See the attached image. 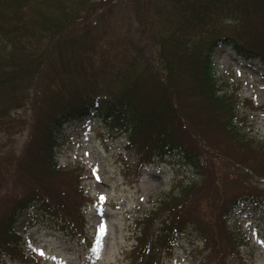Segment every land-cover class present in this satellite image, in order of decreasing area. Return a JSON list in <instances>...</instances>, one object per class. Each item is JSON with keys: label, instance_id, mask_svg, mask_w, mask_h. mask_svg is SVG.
Returning <instances> with one entry per match:
<instances>
[{"label": "rangeland", "instance_id": "1", "mask_svg": "<svg viewBox=\"0 0 264 264\" xmlns=\"http://www.w3.org/2000/svg\"><path fill=\"white\" fill-rule=\"evenodd\" d=\"M251 1L253 3L255 0ZM133 4V0L105 3L91 17H86L83 23L96 21L84 27L72 26L62 37L58 26H54L47 37L24 34L21 43L24 47L20 46L19 51L13 54L0 49L5 56L0 55V61L12 68L22 67L34 61L47 43L48 58L45 59L44 74L56 86L66 90H91L97 84H109L116 92H122L124 85L128 84L136 87L143 99L154 101L160 91V82L153 70L158 71L159 68L154 59L147 56L149 52L138 50L140 44L144 43L137 33L138 22H135L131 10ZM108 6L110 8L105 11ZM252 6L253 19L262 26L264 33V0ZM165 9V0L147 1V10L144 11L147 14V27H160L157 15ZM27 15L28 23L35 18L31 13ZM256 36L262 37L259 34ZM147 44L153 54V44ZM212 61L216 78L234 87L240 99L248 98L253 102L256 110H246L247 125L257 140H264V68L256 62L244 61L224 44L216 48ZM197 71L196 63L187 62L173 84L182 117V126L178 127L183 130H177L180 139L198 152V158L202 160L200 169L207 171L208 186L205 185L203 194L210 191V199L205 203L209 214L206 216V210L202 209L197 218L202 220L206 216L204 229L189 227L176 242L171 256L155 252L149 264H200L199 254L204 256L208 252H202L205 238H213L211 240L228 251L231 249L229 235L224 231L225 224L221 218L226 217L224 207L230 196L238 190L264 192L263 146L236 145L224 137L212 122H207L206 116L211 112L202 92L195 86ZM122 73L125 80L121 84ZM49 87L54 89L52 84ZM32 92V88L27 87L0 93V188H4L7 195L0 202V225L7 207L18 196L27 193V186L34 187L37 182L22 165H30L32 169L36 167L34 157L28 150L38 149L42 140L40 130H33L29 142V124L13 132L11 141L1 131V122L9 118L20 124L30 122L29 103L24 109H12L11 104L22 96L28 101ZM59 139L60 144L56 149L59 165L65 171H76L78 178L76 185L83 197L80 200L83 226L71 234L61 230L59 222L48 215L41 216L33 227L28 226L24 217H19L17 229L23 231L26 249L33 255L27 264H140L138 255L133 252L136 247V217L144 215L152 202L176 189L180 182L196 181V170L177 154L156 153L151 158H141L123 130L98 117L69 122ZM202 140L218 155L212 164L200 151L198 141ZM227 159L242 162L247 168L226 164ZM233 174L239 178L228 176ZM55 181L58 186L67 184L58 178ZM221 194L226 200L216 198ZM208 225H211L210 228L213 226L216 232L207 229ZM228 225L239 235L242 245L239 255L229 254L226 261L229 264H264V213L254 208L246 211L236 209ZM0 264L22 263L10 261L1 253Z\"/></svg>", "mask_w": 264, "mask_h": 264}, {"label": "trees", "instance_id": "2", "mask_svg": "<svg viewBox=\"0 0 264 264\" xmlns=\"http://www.w3.org/2000/svg\"><path fill=\"white\" fill-rule=\"evenodd\" d=\"M111 1L113 0H0V49L4 48L9 54L16 53L23 46L21 43L24 34L47 37L54 26L61 29L60 37L72 26H88L97 19L83 23L85 18L91 17ZM133 1L131 10L135 22H138L137 33L144 43L140 44L138 50L145 49L149 52L147 56L152 57L159 68L158 71L153 70L160 82V91L154 101L143 99L136 87L128 84L124 85L122 92H116L109 84H97L91 90H66L56 86L44 74L45 59L48 58L45 48L47 43L34 61L22 67L12 68L8 63L0 61V93L27 87L33 90L28 101L22 96L11 104L12 109H24L29 103L30 122L20 124L9 118L1 122V131L11 141L13 132L29 124L28 142L35 128L40 130L42 136L38 149L28 150L34 157L36 167L32 169L30 165H22L25 172L37 181L36 185L27 186V193L14 199L7 207L0 225V254H5L10 261L27 264L33 258L22 239L23 231L17 229L19 217H24L29 227L36 226L41 216L48 215L59 222L58 227L64 232L72 234L82 228L80 200L83 197L76 185V171H65L60 167L56 149L65 125L88 117H98L123 130L128 135V142L139 151L141 158H151L156 153L177 154L198 175L196 181L186 184L180 182L177 191L173 188L152 202L144 215L136 217V247L133 252L138 255V263L149 264L155 252L171 256L176 242L189 227L204 229V217L209 214L205 203L210 199V191L203 194L205 185L208 186L207 171H201L202 160H199L198 152L181 141L177 131L183 129L178 127L182 126V117L173 83L187 62H194L198 66L194 83L210 108L211 113L206 116L207 122H212L224 137H228L236 145H258L264 148V140H257L250 133L251 127L247 125L246 110H256L253 102L248 98L240 99L234 87L217 79L212 61L216 48L224 44L244 61L256 62L264 68V33L261 31L262 26L253 19L252 6L259 0L253 3L251 0H165L167 9L157 15L160 27L155 29L146 24L147 14L144 11L147 10L149 0ZM109 8L110 6L104 10ZM28 13L35 17L29 23ZM258 34L262 37L256 36ZM147 42L153 44V54ZM0 55L5 57L1 50ZM124 80L125 75L122 73L121 84ZM51 84L54 89H50ZM241 107L245 110L242 111ZM205 143L203 140L198 141V146H201L200 151L212 164L218 155ZM227 160L226 164L247 168L242 162ZM228 176L239 178L237 174ZM55 178L67 184L58 186ZM3 190L4 188H0V202L7 196ZM230 197L224 207L226 217L221 219L225 224L224 231L229 235L231 249L223 250L224 247L211 240L213 238H205L202 252H208L204 256L199 254L200 264H229L226 261L229 254L239 255L241 238L228 225L231 214L236 209L246 211L254 208L264 213L263 191L238 190ZM216 198L224 201L225 196L221 194ZM202 209L206 210V216L200 220L197 214ZM210 227L208 225L207 229L212 233L216 232L213 226Z\"/></svg>", "mask_w": 264, "mask_h": 264}, {"label": "snow or ice", "instance_id": "3", "mask_svg": "<svg viewBox=\"0 0 264 264\" xmlns=\"http://www.w3.org/2000/svg\"><path fill=\"white\" fill-rule=\"evenodd\" d=\"M101 199H103V197H101Z\"/></svg>", "mask_w": 264, "mask_h": 264}]
</instances>
